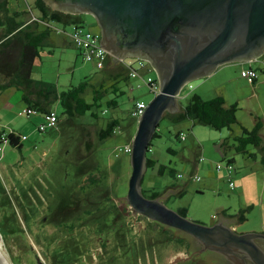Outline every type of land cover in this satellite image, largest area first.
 Masks as SVG:
<instances>
[{
  "label": "rangeland",
  "instance_id": "obj_1",
  "mask_svg": "<svg viewBox=\"0 0 264 264\" xmlns=\"http://www.w3.org/2000/svg\"><path fill=\"white\" fill-rule=\"evenodd\" d=\"M9 9L11 12L32 11L33 15H40L34 1L30 9L25 0H9ZM80 16L84 19L82 27L85 31L101 36V28L93 15ZM23 18L26 19V16L23 15ZM27 21L32 22L29 14ZM55 26L66 28L69 34L74 29L73 25ZM41 51V58L37 60L33 70V79L51 83L60 91L68 90L70 82L74 86L85 82L80 70L72 75L71 56L64 49L47 41ZM134 59L126 58L127 61ZM251 66L258 70V76L264 77V53L251 62L224 64L211 76L192 81L190 84L193 89L189 85L183 88L179 97L186 99L185 105L192 94H201L205 100L223 96L226 106L236 104L238 122L221 130L196 124L192 130L188 128L189 124L175 123L165 117L158 128L161 136L153 140L147 155L158 158V163L168 169L165 177L158 175L157 168L148 169L143 179V188L147 191L146 195L150 196L153 190L165 192V186L169 183H186L182 197L173 196L164 201L170 209L177 211L179 206L186 208L190 220L206 226L219 222L224 216L222 212L225 211L233 217V224H236L239 233H264L262 152L253 145H248L245 152H237L235 148V138L243 135L244 128L251 130L256 124V118L263 120L264 140V83L260 87L258 83L253 86L241 77L242 70H249ZM97 70L95 71L102 73ZM147 76L149 75H145ZM151 76L157 78L154 70ZM138 83V80H133L130 87L122 83L125 90L123 95L105 94L99 100V107H93L84 116L74 117L72 123L61 125V130L49 129L41 132L38 127L44 120L43 115H28L22 112L26 106L21 102V90L17 92L18 108L11 107L8 111L4 109L0 117L2 134L7 136L14 130L22 134V148L6 143L1 145L4 152L0 151V248L8 264H55L49 253L57 244L52 242L53 237H58V245H62L61 247H76L74 242L82 246L84 251L82 253L80 249V259L75 264H110L107 252L103 256L102 249L98 246L96 235L99 231L95 225L86 222L85 211L91 205L88 200L96 199L105 189L109 195L103 199L102 207L113 206L115 202L121 204L128 193L132 174L131 154L117 157L116 149L129 143V138L132 141L137 132L138 119L131 116L135 103L143 101L149 104L156 95L147 86L139 88ZM200 85L203 86L198 93ZM90 93L93 94L94 91L91 89ZM84 96L87 101L93 103L90 94ZM112 98L117 99L118 107L108 105ZM13 100L15 101L14 98ZM51 106L59 116L66 119L59 101L52 102ZM9 109L13 110L12 114ZM92 113H96L98 118L92 116ZM113 118L120 121L115 134L103 141L99 140L97 132ZM180 131L185 134L184 140L177 138ZM88 142L93 144L92 153L86 151ZM225 142L227 146L224 149ZM169 148L174 149L176 153L170 152ZM200 155L205 158L206 164H212L213 172L202 169L198 173L201 180L191 181L189 173ZM229 159L234 160V190H231L229 182L225 180L224 171H215L217 163H226ZM170 169L176 172V176L169 174ZM177 174H182V178H177ZM92 176L103 182L95 186L91 184L90 187L89 179ZM63 206L72 209L62 208ZM242 211H246V221L239 223L238 217ZM70 222H73V225ZM60 223L65 224L69 231V228L76 227L77 240L66 232V228L59 227ZM143 226L144 221L140 227ZM20 227L24 232L19 230ZM154 235V232H146L144 239L141 234V240L148 245L150 255H147V261L143 255L138 264H173L177 260L179 262L176 264H191L188 262V253L185 250H177L174 244H153ZM160 238L161 235H158L155 240ZM112 245L113 243L109 245V255L113 249ZM154 246L155 249L152 248ZM216 256L215 253L205 252L198 255L194 262L217 264ZM71 262L73 261L68 264Z\"/></svg>",
  "mask_w": 264,
  "mask_h": 264
},
{
  "label": "water",
  "instance_id": "obj_2",
  "mask_svg": "<svg viewBox=\"0 0 264 264\" xmlns=\"http://www.w3.org/2000/svg\"><path fill=\"white\" fill-rule=\"evenodd\" d=\"M44 1L65 14L93 15L101 28L100 46L116 61L137 58L156 72L160 91L138 118L131 142L132 174L122 200L132 215L190 236L196 256L212 252L234 264H264V249L257 242L264 240V233H239L227 220L206 226L170 209L165 196L150 199L143 192L155 133L166 113L181 111L183 88L224 64L251 62L263 55L264 0Z\"/></svg>",
  "mask_w": 264,
  "mask_h": 264
},
{
  "label": "trees",
  "instance_id": "obj_3",
  "mask_svg": "<svg viewBox=\"0 0 264 264\" xmlns=\"http://www.w3.org/2000/svg\"><path fill=\"white\" fill-rule=\"evenodd\" d=\"M35 8L39 11L40 17L36 18L37 20L35 21L29 22L23 18V15L28 14V12H11L9 9V0H0V89L17 88L21 90L23 93L22 100L25 104L30 108L36 109L38 114L43 113L44 116L49 111H45V107L42 103L46 101L50 103L59 101L64 109L63 115L67 116L62 123L64 126V124L72 122L74 117L84 116L88 111L92 110L93 107H99V100L103 97L98 98V95H104L105 92L101 89H94L89 85L88 81H85L60 94H57L53 88L51 89V86L43 89L41 93V85H38L33 79V70L37 60L40 58L41 50L46 44L53 28L56 27V24H62L64 26H82L84 21L79 20V17H81L80 15L65 14L51 9L44 0H35ZM42 23L45 25V28H41L40 25ZM253 83L255 84L256 81ZM88 88L94 91L93 94L95 98L93 103H89L84 97ZM115 93L116 96L124 94L119 91H115ZM39 100H42V103H39ZM108 105L116 108L119 106V103L115 98L109 101ZM237 111L238 106L236 104L226 106V101L223 96L205 100L198 94H192L188 104L182 108L180 112L176 114L166 113L164 118L172 117V122L175 123L188 119L196 124L221 130L230 128L238 122ZM93 116L98 118L97 114ZM60 118L59 116V121ZM119 125V119L113 118L109 120L106 126L101 127L97 132L99 140L103 141L111 137L115 134L116 128ZM262 129L263 120L261 118H256V124L251 130L244 128L243 135L235 138L237 143L235 148L237 152H245L248 145L259 148L263 155L261 161L264 164V140L262 138ZM159 137L160 133L157 130L154 139ZM177 138H179V135H177ZM7 140L12 146L22 148L21 136L14 131L7 135ZM226 146L227 143L225 142L223 148L225 149ZM93 150V144L88 142L86 146L87 153H92ZM252 156L255 157L254 154ZM231 161L233 162L232 159ZM147 164L148 169L157 168V173L160 176H163L168 169L167 166L159 164L151 158L147 159ZM169 174L171 176H176V172L173 169L169 170ZM95 176L89 179L90 187L99 185L100 182H103V180L99 182L100 179ZM91 184L93 185L91 186ZM143 192L144 195L150 199H156L165 195L164 192L159 193L153 190L150 193L151 195L147 196V191L144 190V188ZM108 195L109 192L105 189L96 199L88 200V203L91 205L90 208L85 211V220L91 225H95L98 229L99 234L96 235L99 241L98 246L102 249L103 256L107 252V259H109L110 264H138L139 260L141 261V259H143V255L145 261H147L146 257L150 255L148 252V245L141 240V234L142 238L146 239V232H154L155 235L153 238L155 239H158V235H161L158 241L153 239V244L157 246L161 244L162 246L174 244V246H177V250H185L192 260L197 257L194 255L196 251L195 243L193 239L185 233L150 221L142 216L137 218L133 217L129 206L124 201L121 204L115 202L113 206L109 207L106 205V207H102L101 203L102 201L104 202L103 199ZM109 200H112V198H109ZM62 208L72 209L68 206H63ZM246 211L240 213L238 217L239 223L246 221ZM177 212L187 217L188 210L186 208L178 209ZM222 213L226 214L225 211ZM5 218L8 219L10 217ZM231 218L233 217L231 216ZM17 220L19 221L18 218ZM61 221L64 222V219ZM142 221H144L145 226L140 227ZM70 223L73 225V222ZM58 226L66 228V232H69V235L75 238L76 227H73V229L69 228V231L63 223H60ZM19 230L24 232L21 227ZM57 240H59L58 237H53L52 242L57 244L55 248L49 250L55 264H68L70 261H73L71 264H75L77 260L80 259L81 250L82 253L84 251L82 246H78L76 242H74L76 247H61L62 245H58ZM111 243H113V249L111 255H109V245ZM84 247H86L85 243ZM152 248L155 249V246Z\"/></svg>",
  "mask_w": 264,
  "mask_h": 264
},
{
  "label": "crops",
  "instance_id": "obj_4",
  "mask_svg": "<svg viewBox=\"0 0 264 264\" xmlns=\"http://www.w3.org/2000/svg\"><path fill=\"white\" fill-rule=\"evenodd\" d=\"M18 1L20 2L21 0H18ZM32 1L35 2V0H25V2L29 5L30 9L32 8ZM30 13L28 12V14L31 15V17L32 16L33 17H36V18L40 17V15H33L32 11H30ZM28 14L25 15L26 16V20H27V15ZM79 20L84 21V19L82 17H79ZM40 26H41V28H43V27L45 28V25L43 23ZM72 32L69 34L67 32L66 28L55 27V28H53V30H52V32H51V34H50V36H49V38H48L47 41L48 42H51V44L54 45V46H56V47H59V48L64 49L65 52H67V53L70 54V56H71L70 63L72 64V75L73 76H74V74H76L77 70H80L83 73L82 77H84L85 81H88V82L92 83V84H89L90 86H92L94 89H99V90L101 89V90H103V92H105L106 95H108L109 93H113V94L116 95L115 91H119L121 93H125V90L123 89V87L121 85L122 83H125V85L127 87H130V85L133 82V80L134 81L135 80H138L140 82L139 79H132V78L129 77V72H128L127 65H126V63H124L122 61H118V60L116 61L114 58H111L108 61L106 67L104 69H102V70L98 69L94 63L85 61L84 58H83V56H82L81 51L79 49H77V47L73 43L72 36H71ZM93 34L98 35L96 33H93ZM40 58H41V55H40ZM36 64H37V62H36ZM36 64H35V66H36ZM250 69H254L258 73V70L256 68H253L251 66ZM95 70L100 71L102 73L96 72ZM243 70H245V69H243ZM151 72H153V69H152V67L150 65H147L146 67H144L142 69H139V73L141 75H143V76H145V75L151 76ZM90 75H92V76L90 77ZM34 81L38 85H41V88H42L41 89V93H42V90L43 89H45L46 87H50V86H51V89L53 88L57 92V94H60L62 92H66L70 88L75 87L72 84V82H70L69 89L68 90L60 91L57 86H55V85H53L51 83H46V82L39 81V80H35V79H34ZM257 83H258V87H260V85L262 83H264V77H260V75H259L258 78H257V80H256V83L255 84H257ZM255 84L253 83L252 85L255 86ZM202 86L200 85L198 87V89H197V92L198 93L200 92ZM90 90H91V88H88V90L86 91L85 94L86 95L87 94H90L91 95L90 98L93 101L94 98H95V95L94 94H91L90 93ZM18 91L19 90H16V89L0 90V117H1L4 109H7V111H8V108H11V107H15V109L18 108V106H19L18 105V102H19V99L18 98H19V96L17 95V92ZM104 95H98V98L104 97ZM199 95H201V94H199ZM13 98L15 99V101L13 100ZM113 99H115V98H112L109 101H111ZM185 100L186 99H180V97H179V104H180L181 109L186 106L184 104L185 103ZM21 102L24 103V105L26 106L25 108L28 107L23 100H21ZM38 102L39 103H42V100H39ZM88 102L90 103V101H88ZM42 105H44L45 111H51V110L56 111L51 106V103L48 102V101L43 102ZM25 108H23V110ZM23 110H22V112H23ZM9 112H10V114H12L13 110H10L9 109ZM94 114H96V113H92V116ZM41 115H43V119H44V114L42 113ZM58 116H59V114H58ZM97 117H98V115H97ZM44 120L42 122H40V124H42L44 122ZM169 120L170 121H173V118L172 117H169ZM63 122H64V118L61 117L60 118V121L58 123L57 130H61V125H62ZM182 122H184V124H189L188 128L194 130L196 123H194L193 121L188 120V119L187 120H184ZM1 127H2V121L0 120V134H2ZM14 132L15 133H18L19 131L14 130ZM179 133L181 134V133H183V131H180ZM18 134L19 135H22L20 133H18ZM128 142L129 143L132 142L131 141V138H129V141ZM129 143H126V144H129ZM126 144H124V145H126ZM169 151L172 152V153H176V151L174 149H172V148H169ZM151 153L153 154V151H151ZM200 156H202V155H200ZM200 156H198L197 161L194 163V166L192 167V170L189 173L190 174L189 175V179L191 181H194L192 179L193 178V175H198L199 176L198 173L202 169H204L206 172H209V173L213 172L212 164H206V161L205 162H199V157ZM148 158H151V157H148ZM151 159L154 160V161L159 162L158 158H153L152 157ZM229 160H231V159H229ZM215 171L217 172L216 167H215ZM165 175H166V172L164 173L163 177H165ZM184 185H186V183H184L183 185L182 184H175L174 185L172 183L167 184L165 186V192H164L165 193L164 196L166 197L165 200H170V198L173 197V196L182 197L183 194H184V192H185ZM211 185H210V187H211ZM203 186L205 188L207 187L206 184H204ZM176 190H177V192H176ZM181 208H183V207L179 206L177 209H181ZM221 220H227L229 222V224L231 225V227L238 232V228H237L236 224H233V220H232V218H231L230 215L224 214V216L222 217Z\"/></svg>",
  "mask_w": 264,
  "mask_h": 264
},
{
  "label": "built area",
  "instance_id": "obj_5",
  "mask_svg": "<svg viewBox=\"0 0 264 264\" xmlns=\"http://www.w3.org/2000/svg\"><path fill=\"white\" fill-rule=\"evenodd\" d=\"M37 20L36 17L32 16V21ZM72 40L74 45L79 49L82 53V56L85 61L92 62L96 65V67L100 70L104 69L108 63V61L113 58L107 51L103 49L102 46H100V36L92 34L91 32L85 31L82 26L80 25H74L73 32L71 34ZM126 63L129 77L132 79H139L140 82L138 83V87L147 86L153 93L158 94L159 93V87L160 83L156 77L152 76H143L139 73V69H142L149 65L148 62L144 60H140L135 58L133 61H122ZM241 77L248 80L249 82L253 83L258 78V73L254 69L249 70H243L241 73ZM191 89H193V86L189 83L188 84ZM147 105L143 101H137L135 103V107L131 112V116L135 119H138L142 114L144 113L145 109L147 108ZM107 112V111H104ZM23 113L28 115L38 114V111L34 108L27 107L23 110ZM44 122L39 125L38 129L41 132H45L49 129H57L58 123H59V116L58 113L54 110L49 111L44 116ZM179 138L181 140L185 139V134L181 133L179 134ZM8 143L7 136L5 134L0 136V151L4 152V147L1 145H6ZM132 152V145L131 143L123 145L122 147H118L116 149V156L119 157L120 155L124 154H131ZM199 162H205V158L200 156ZM217 172L224 171L225 173V180L229 182L231 190L235 189V184L233 182V174L235 171V167L233 165V162L231 160H228L226 163L219 162L216 165ZM177 178H182V174H178ZM194 181L199 182L201 180V177L198 175H193L192 178Z\"/></svg>",
  "mask_w": 264,
  "mask_h": 264
},
{
  "label": "flooded vegetation",
  "instance_id": "obj_6",
  "mask_svg": "<svg viewBox=\"0 0 264 264\" xmlns=\"http://www.w3.org/2000/svg\"><path fill=\"white\" fill-rule=\"evenodd\" d=\"M134 217V216H133ZM257 242H258V244L264 249V240L263 239H259V240H257ZM195 248H196V250H197V246H196V244H195ZM216 254V253H215ZM196 256V255H195ZM198 256V255H197ZM216 258H217V261H216V263L217 264H234V263H232V262H230V261H227L224 257H222L221 255H218L217 254V256H216ZM195 260V259H194ZM194 260H192V258H189V261L188 262H190L191 264H196L195 262H194ZM196 261V260H195ZM248 264H252V263H250V262H248Z\"/></svg>",
  "mask_w": 264,
  "mask_h": 264
},
{
  "label": "bare ground",
  "instance_id": "obj_7",
  "mask_svg": "<svg viewBox=\"0 0 264 264\" xmlns=\"http://www.w3.org/2000/svg\"><path fill=\"white\" fill-rule=\"evenodd\" d=\"M0 259L4 264H8L5 255L2 253L1 248H0Z\"/></svg>",
  "mask_w": 264,
  "mask_h": 264
}]
</instances>
